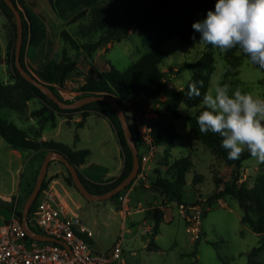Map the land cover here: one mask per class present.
<instances>
[{"label":"rangeland","instance_id":"obj_1","mask_svg":"<svg viewBox=\"0 0 264 264\" xmlns=\"http://www.w3.org/2000/svg\"><path fill=\"white\" fill-rule=\"evenodd\" d=\"M15 2L26 14L40 16L45 24L46 35L42 42L37 46L27 45L25 51V61L35 75L39 70L48 76L55 69L63 50L67 56L77 58L75 69L67 74L63 86L59 88L64 98L71 100L79 95V86L87 76H97L110 64L124 70L148 50L140 36L129 30L118 41L111 40L92 53L84 52L81 47H75L66 41L61 36V31L66 30L79 44L95 39L98 33H88L85 30V15L62 19L51 8L48 0ZM10 35L8 21L0 10V84L7 86L14 82L6 55V44ZM195 35L196 39L189 44L181 43L176 37L163 42L164 57L161 65L165 69H172L169 78L172 86H166L162 90V100H174L175 90L188 82L196 69L194 62L207 49L212 51L215 64L207 91L214 80H222L227 66L223 53L211 45L201 43L198 32L195 31ZM184 63L189 65L176 71ZM263 78L264 72L252 64L248 57L241 56L236 74H230L223 82L229 83L232 89L239 87L245 92L264 97ZM12 93L10 91L8 95ZM14 98L16 99V96L12 99L15 100ZM40 105L41 100L32 97L22 107L23 115L15 109L4 107L0 108V117L13 122L21 129L34 132L38 119L30 117L28 113ZM196 110L197 106H187L183 102L178 103L179 116L172 115L163 103L151 104L141 110L145 121L169 120L180 135L174 137L167 148L163 145L156 146L154 156L145 164L143 175L137 176L130 187L122 192H128L132 203L140 201L144 206V210L126 214L124 219L120 208L117 207L118 197L104 200L87 199L65 183L63 165L54 155L50 157L44 179H58L56 184L61 195L78 212L83 223L92 230V235L88 237L91 248L97 252H106L121 239V258L124 262L117 260L110 264H247L248 252L257 245L258 234L241 221L242 208L236 199L224 196L209 202V196L222 187V183L219 187L215 185L216 179L230 180L232 167L219 159L203 143L191 139L187 118ZM133 117L132 111L128 109L127 118L132 127ZM80 119L78 112L74 113L72 118L57 116L55 126L50 122L44 124L41 137L52 138L74 150L89 149L90 154L78 168L84 176L101 179L105 171L117 173L122 162L121 148L119 152L117 137L109 120L94 111H90L84 123L77 126L76 122ZM13 149L15 148L9 146L0 136V223L10 215L7 205L9 202L12 201V206L17 210L22 209L26 198L35 187L46 154L44 150L15 149L20 154L17 155ZM139 151H142L141 147ZM181 155H188L193 163V167L185 174L184 184L173 187L172 192L150 189L151 183L157 177L165 176L171 160ZM260 171V163L250 156L243 160L238 170V181L252 184ZM197 174L201 177H197ZM147 191H155L154 197L149 198L150 195L143 193ZM180 203L199 208L200 223L197 233L187 229L188 222L177 208ZM153 206H160L164 216L154 238L157 247L150 250L147 249V241L152 232ZM130 217L137 221L132 226L129 223ZM143 226L146 232L144 234ZM133 249L136 253L130 255L129 251ZM256 258L264 262V246Z\"/></svg>","mask_w":264,"mask_h":264},{"label":"trees","instance_id":"obj_2","mask_svg":"<svg viewBox=\"0 0 264 264\" xmlns=\"http://www.w3.org/2000/svg\"><path fill=\"white\" fill-rule=\"evenodd\" d=\"M15 2V0H13ZM51 8L62 19H71L81 16L87 17L86 32L98 33L93 39L79 44L66 30L61 31V36L71 45L81 47L84 52L92 53L96 49L104 46L111 40H120L129 30L135 31L141 41L148 46V50L140 57L131 62L124 70L117 69L110 64L108 68L100 71L97 76H87L79 86L81 93L74 99L64 98L59 88L63 86L66 76L76 67V57H69L63 50V54L56 64L55 69L46 76L37 70V77L45 82L51 90L63 101H72L90 95H108L117 101L124 112L128 126L135 139V144L140 156L139 136L137 134L135 119L134 127L128 121L127 112L129 105L134 108H141L144 105L163 103L167 110L174 116H179L178 103L183 102L187 106H197V110L189 116L188 124L191 139L203 143L213 154L226 164L232 167V177L230 180L221 181L216 179L215 185L219 187L216 192L209 196V202L229 196L237 200L242 208L241 221L246 223L253 231L258 234V243L248 252L247 264H264L259 261L257 253L264 246V163H260L261 171L255 176L252 184L238 181V170L244 159L250 157L245 151L237 160H230L227 151L221 146L222 137L219 134H202L197 124L199 115V105L203 95L207 92L210 76L215 68L214 57L211 50H205L194 62L195 71L188 82L175 90L174 100H162L161 91L168 86L171 68L163 69L161 62L164 57L162 44L164 41L176 37L181 43L189 44L196 39L195 30L192 28L193 22L201 21L205 18L206 12L214 8L215 0H48ZM0 10L8 21L11 35L6 44V55L10 71L14 82L7 86L0 84V108L15 109L23 115L22 107L26 101L32 97H38L41 105L31 109L28 113L30 117L38 119L37 129L30 132L29 129H21L13 122L0 117V136L6 143L19 150L38 151L44 150L57 151L64 154L68 160L79 168L90 154L89 149H71L52 138H42L41 132L46 122L52 126L56 125L57 115H65L72 118L73 114L79 112L81 119L76 122L77 126L84 123L85 117L94 111L105 116L115 132L121 148L123 164L121 171L116 176H111L100 181H95L81 174L78 169L79 177L92 194L103 193L116 186L130 171L133 158L131 150L127 144L120 120L111 104L103 99L93 100L74 108H61L54 100L45 94L39 87L28 81L22 76L15 66V43H16V23L12 9L4 0H0ZM22 19V42L20 47V62L26 70H32L25 61V51L27 45L37 46L42 42L46 35L45 24L37 14H26L19 9ZM84 30L83 28H81ZM239 52V53H238ZM241 56H246L239 48L230 49L223 53L226 60V70L221 82L225 81L230 74H236ZM247 57V56H246ZM188 63L180 65L177 70L188 66ZM259 68L258 65H255ZM260 69V68H259ZM264 72V69H261ZM192 81H202L203 86L197 84L201 95L189 98L187 95L188 84ZM264 84V78L262 79ZM12 94L8 95L9 93ZM14 93L16 95H14ZM13 96L16 99L13 100ZM150 134L156 146H169L174 137L180 133L169 120H156L148 122ZM65 169L63 179L68 186H72L77 192L81 193L75 186L73 178L63 162L58 160ZM193 167V163L188 155H181L171 160L166 169L164 177H157L150 185V189L160 192H172L173 187L181 186L185 182V174ZM140 171H137V173ZM197 177H201L197 174ZM53 177L43 179L38 195L33 200L29 208V214L34 210L39 193L49 184ZM135 179V177H134ZM133 179V180H134ZM132 180V181H133ZM132 181L121 191L117 192L110 199L118 197L126 191ZM118 200V198H117ZM119 203V202H118ZM10 210L21 219V210L12 206V201L7 204ZM120 206V205H119ZM117 206L118 208H120ZM163 210L160 206L151 208L152 232L147 241V249H155L157 244L154 240L159 231V224L163 220ZM34 230H40L31 226ZM30 241H36L29 238ZM88 240V238L86 237Z\"/></svg>","mask_w":264,"mask_h":264},{"label":"clouds","instance_id":"obj_3","mask_svg":"<svg viewBox=\"0 0 264 264\" xmlns=\"http://www.w3.org/2000/svg\"><path fill=\"white\" fill-rule=\"evenodd\" d=\"M192 28L200 34L201 43L221 53L239 48L252 64L264 69V0H215L214 8L203 20L193 22ZM198 83L203 86L202 81L188 84L189 98L201 95ZM199 109V131L219 134L228 159L237 160L247 151L264 163V97L232 89L217 78Z\"/></svg>","mask_w":264,"mask_h":264},{"label":"built area","instance_id":"obj_4","mask_svg":"<svg viewBox=\"0 0 264 264\" xmlns=\"http://www.w3.org/2000/svg\"><path fill=\"white\" fill-rule=\"evenodd\" d=\"M168 86H172L171 82H168ZM147 107L134 108L129 105L142 148L139 156L140 171L135 178L143 175L145 164L154 156L156 149L150 126L143 119L144 114H141V110ZM56 183V180H52L41 190L34 210L27 214L25 226L13 209L9 217L0 223V264H110L117 260L123 261L121 239L106 252H97L91 248L86 237L92 235V230L63 198ZM118 202L124 216L144 208L141 202L131 203L128 192L121 193ZM177 208L188 222L187 229L197 233L199 208L182 203ZM31 226L40 230H34ZM27 230L58 238L66 245L56 241H30Z\"/></svg>","mask_w":264,"mask_h":264},{"label":"water","instance_id":"obj_5","mask_svg":"<svg viewBox=\"0 0 264 264\" xmlns=\"http://www.w3.org/2000/svg\"><path fill=\"white\" fill-rule=\"evenodd\" d=\"M8 6L12 9L14 15H15V23H16V43H15V66L16 68L19 70V72L22 74V76L24 78H26L28 81L32 82L33 84H35L37 87H39L45 94H47L52 100H54L61 108H74V107H78L81 106L84 103L93 101V100H98V99H103L108 101L111 106L113 107L114 111L116 112L121 126L123 128V132L127 141V144L131 150L132 153V158H133V164L132 167L129 171V173L113 188L103 192V193H98V194H92L90 193L86 187L84 186V184L82 183L79 174H78V169L76 168L75 165H73L68 158L57 151H48L46 152L43 160H42V164H41V171L39 173L37 182L35 184V187L33 188V190L31 191V193L29 194V196L26 198L23 207L21 209V213H22V223L25 226V221H26V217L27 214L29 212V208L31 203L33 202V200L36 198V196L38 195V192L40 190L41 187V183L46 175V171H47V166H48V162L50 160V157L52 155H54L58 160H60L61 162H63L65 164V166L67 167V169L69 170L73 181L75 183V186L78 188V190L81 192V194L83 196H85L87 199L89 200H99V199H108L111 196H113L114 194H116L117 192L123 190L136 176L138 168H139V156H138V149L136 147L135 144V139L132 135V132L128 126L126 117L124 115V112L122 111L119 103L117 101L114 100V98L108 96V95H90V96H84L72 101H63L61 100L49 87V85L46 82H43L42 80H40L32 71L30 70H26L21 62H20V47H21V42H22V30H23V25H22V19H21V14L19 11V7L17 6L16 2H14L13 0H4ZM27 234L28 236H30L31 238L35 239V240H40V241H56L59 243H62L64 245H66V243L58 238L52 237V236H48L45 235L43 233L40 232H35V231H31V230H27Z\"/></svg>","mask_w":264,"mask_h":264},{"label":"crops","instance_id":"obj_6","mask_svg":"<svg viewBox=\"0 0 264 264\" xmlns=\"http://www.w3.org/2000/svg\"><path fill=\"white\" fill-rule=\"evenodd\" d=\"M164 70H165V68H163ZM161 94H162V91H161ZM160 94V95H161ZM167 100V99H166ZM156 105H158V103H156ZM148 107L149 106H151V104L150 105H147ZM79 113V112H78ZM57 116H62L63 118H67L65 115H57ZM43 136V135H42ZM118 141V140H117ZM119 144V143H118ZM14 153H16L17 155H20L19 154V152L17 151V150H15V149H13L12 150ZM119 152H120V145H119ZM32 155V154H31ZM121 167H120V169H119V171L117 172V173H115V174H111V173H108L107 171H105L104 173H102V177H101V179L102 178H105V177H108V176H116V175H118L119 173H120V171H121V168H122V164H123V159L121 158ZM83 164V163H82ZM82 164H80L79 166H81ZM90 179H92V180H95V181H100L101 179H93V178H91V177H89ZM52 180H58L57 178H54V179H52ZM155 192V191H154ZM154 192H152V191H147V192H143V193H146V194H148V195H150V197L149 198H151V197H154V195H155V193ZM152 193V194H151ZM131 203H132V201H130ZM137 202H140V201H137ZM133 204H136V203H134L133 202ZM142 210H144V208L142 209ZM142 210H139V211H142ZM137 212V211H136ZM120 214H121V216H122V219H124V217L126 218V216H124L123 215V213L121 212V210H120ZM141 215H143V212H142V214ZM135 222H137L136 220H135V218H133V217H130L129 218V223H130V225L132 226V225H134L135 224ZM144 233H146L145 231H144V226H143V228H142V234H144ZM110 250V249H109ZM151 250V249H150ZM136 253V250H131V251H129V254L130 255H134ZM121 262H124V260L123 261H121Z\"/></svg>","mask_w":264,"mask_h":264}]
</instances>
